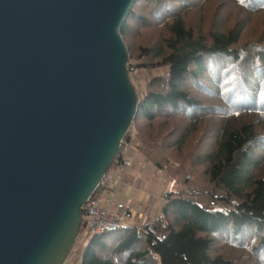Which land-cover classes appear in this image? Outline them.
<instances>
[{"label":"trees","instance_id":"obj_1","mask_svg":"<svg viewBox=\"0 0 264 264\" xmlns=\"http://www.w3.org/2000/svg\"><path fill=\"white\" fill-rule=\"evenodd\" d=\"M121 34L136 70L169 68L123 144L175 188L163 220L92 237L81 264H264V0H137Z\"/></svg>","mask_w":264,"mask_h":264},{"label":"water","instance_id":"obj_2","mask_svg":"<svg viewBox=\"0 0 264 264\" xmlns=\"http://www.w3.org/2000/svg\"><path fill=\"white\" fill-rule=\"evenodd\" d=\"M137 0H0V264H63L139 112Z\"/></svg>","mask_w":264,"mask_h":264},{"label":"crops","instance_id":"obj_3","mask_svg":"<svg viewBox=\"0 0 264 264\" xmlns=\"http://www.w3.org/2000/svg\"><path fill=\"white\" fill-rule=\"evenodd\" d=\"M170 184L160 170L135 152L133 166L123 172L115 193L116 201L131 212L127 227H142L149 219L162 214ZM84 249L75 255L71 251L63 264H81Z\"/></svg>","mask_w":264,"mask_h":264},{"label":"built area","instance_id":"obj_4","mask_svg":"<svg viewBox=\"0 0 264 264\" xmlns=\"http://www.w3.org/2000/svg\"><path fill=\"white\" fill-rule=\"evenodd\" d=\"M137 72L138 70L132 65L129 67L130 76ZM132 166L133 155L131 154V147L124 146L115 163L99 185L97 193L95 192L83 207V231L91 235V238L113 231L119 226H130L131 212L124 204L116 201L115 193L121 182L123 172ZM161 220H163V214L149 219L145 225L151 228Z\"/></svg>","mask_w":264,"mask_h":264},{"label":"rangeland","instance_id":"obj_5","mask_svg":"<svg viewBox=\"0 0 264 264\" xmlns=\"http://www.w3.org/2000/svg\"><path fill=\"white\" fill-rule=\"evenodd\" d=\"M132 66H134L136 63L135 61H132L131 60V63ZM169 72V68L168 67H164V68H161V69H154V70H138V72L134 75L131 76V80L133 82V85L136 89V92H137V95H138V98L141 100L144 95H145V91H146V85L147 83L152 80L153 78L157 77V76H161V75H165ZM130 133V140H134L136 138V130L132 127L129 131ZM131 141H129L131 143ZM130 143L124 145L123 144V147L124 146H130ZM131 147V146H130ZM135 152L132 147H131V154L134 156L135 155ZM137 153V152H136ZM146 160V159H145ZM162 172V174H164L167 179L170 181V188L167 192V194L169 192H171L172 190H174L175 188V184H174V181L168 177L166 175V173L162 170H160ZM200 203H202L200 201ZM203 204V203H202ZM204 205V204H203ZM205 206V205H204ZM208 208V206H205ZM211 208H220V209H227L228 206L224 203H221V202H213V205L211 206ZM89 240H91V235H89L87 232L85 231H82L81 234L79 235L77 241L75 242L74 246H73V249L72 251L74 252L73 254H80V252H77V251H82L83 248L85 247V249L87 248L88 246V242ZM86 245V246H85ZM219 247V245H217ZM84 249V250H85ZM222 249V250H220ZM217 250V249H215ZM220 253V252H223V248H218V251H216V253Z\"/></svg>","mask_w":264,"mask_h":264},{"label":"bare ground","instance_id":"obj_6","mask_svg":"<svg viewBox=\"0 0 264 264\" xmlns=\"http://www.w3.org/2000/svg\"><path fill=\"white\" fill-rule=\"evenodd\" d=\"M122 149H123V146L121 147L120 152L122 151ZM119 154H120V153H119ZM116 159H117V158H116ZM116 159H115V161H116ZM115 161L113 162V164L115 163ZM113 164H112V165H113ZM112 165H111V166H112ZM111 166L109 167V170H110ZM109 170H108V171H109ZM107 173H108V172H107ZM96 191H97V190H96Z\"/></svg>","mask_w":264,"mask_h":264}]
</instances>
